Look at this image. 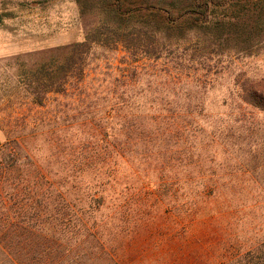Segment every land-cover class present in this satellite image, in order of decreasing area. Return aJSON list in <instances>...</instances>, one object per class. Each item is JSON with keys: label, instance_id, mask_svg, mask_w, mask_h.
I'll use <instances>...</instances> for the list:
<instances>
[{"label": "trees", "instance_id": "trees-1", "mask_svg": "<svg viewBox=\"0 0 264 264\" xmlns=\"http://www.w3.org/2000/svg\"><path fill=\"white\" fill-rule=\"evenodd\" d=\"M262 2L99 0L81 14L83 40L49 49L53 73L36 87L83 95L84 138L68 173L21 169L16 144L0 157V264H264V155L232 129L206 132L200 99L177 94L191 76L181 45L205 53L225 31L263 42ZM96 50L123 52L120 73L90 78ZM242 89L264 112L263 83Z\"/></svg>", "mask_w": 264, "mask_h": 264}, {"label": "rangeland", "instance_id": "rangeland-1", "mask_svg": "<svg viewBox=\"0 0 264 264\" xmlns=\"http://www.w3.org/2000/svg\"><path fill=\"white\" fill-rule=\"evenodd\" d=\"M228 2L224 7L233 4ZM254 8L264 10V2ZM99 10V0H0V157L16 144L21 148V169L31 163L52 175L61 169L71 172L73 150L84 138L83 95L73 96L72 89L63 95H45L36 87V81L53 73L47 51L81 42V14L91 15ZM243 38L238 32L225 31L216 46L207 48L205 53L199 50L202 40L201 44L197 39L182 44L177 55L182 57L184 73L191 76L183 79L177 94L191 93L200 99L198 109L205 115L199 124L206 132L232 129L235 137L249 136L252 148L261 150L262 157L264 112L243 102L242 87L254 82L264 85V41L253 44ZM192 54L194 64L184 59ZM123 55L94 51L88 59L90 78L110 80L113 73L119 74L114 68L122 67L119 61ZM199 63L208 70V84L205 82L204 87H199L197 78L192 76ZM158 82L163 83V78ZM84 85L79 84L77 91L81 92ZM161 88L153 85L151 91L162 90L165 94ZM42 97L46 98L44 107L38 105ZM178 101L176 104L183 105V99ZM215 150L216 159L224 161L220 149ZM261 161L264 163V159Z\"/></svg>", "mask_w": 264, "mask_h": 264}]
</instances>
